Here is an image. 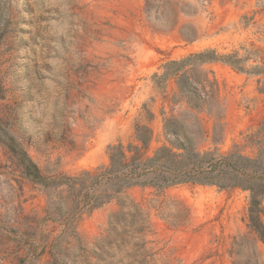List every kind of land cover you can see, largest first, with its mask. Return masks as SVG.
Segmentation results:
<instances>
[{"label": "rangeland", "instance_id": "374dc122", "mask_svg": "<svg viewBox=\"0 0 264 264\" xmlns=\"http://www.w3.org/2000/svg\"><path fill=\"white\" fill-rule=\"evenodd\" d=\"M208 49L261 65L264 0H0L1 129L46 178L106 166L108 146L133 143L136 126L152 131L148 155L183 143L255 157L245 143L264 121V72L220 63L189 71L197 103L177 78H161L167 63ZM66 196L25 179L0 144V264H52L54 254L57 264H264L247 192L130 189L148 230L114 245L106 237L116 202L65 235L64 219L48 212L59 202L66 211Z\"/></svg>", "mask_w": 264, "mask_h": 264}, {"label": "trees", "instance_id": "16d2710c", "mask_svg": "<svg viewBox=\"0 0 264 264\" xmlns=\"http://www.w3.org/2000/svg\"><path fill=\"white\" fill-rule=\"evenodd\" d=\"M247 61L248 59L240 58L237 53L221 55L208 49L167 63L161 78H177L179 92L188 100L197 103L200 97L189 84V71L198 70L205 64L220 63L244 73L264 72V62L246 68ZM1 124L0 120V144L15 159L22 176L44 188H65L66 211H63L59 202L52 204L48 212L54 221L64 219L62 234L74 235L75 225L80 217L108 203L116 202L118 211L109 221L106 237L108 244L114 245L112 237L123 234L130 238L142 236L148 230V222L139 207L127 196L130 189L150 187L162 191L180 185H194L247 192L249 227L264 244V121L255 132L246 136L245 144L257 151L255 157L245 156L238 150L227 154H221L217 150L197 152L194 147L183 143L172 147H159L148 155L146 152L152 131L149 126H136L133 143L127 146H108L106 166L94 172L82 171L76 176L57 178L44 177L21 145L7 130L1 129ZM172 130V127L167 128L168 132ZM118 221L127 222L129 230L118 232ZM98 248L101 249V245L98 244ZM52 259V264H57L55 254Z\"/></svg>", "mask_w": 264, "mask_h": 264}]
</instances>
